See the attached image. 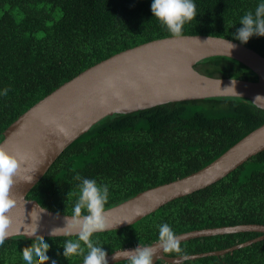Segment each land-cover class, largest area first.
Returning a JSON list of instances; mask_svg holds the SVG:
<instances>
[{"label": "trees", "instance_id": "trees-1", "mask_svg": "<svg viewBox=\"0 0 264 264\" xmlns=\"http://www.w3.org/2000/svg\"><path fill=\"white\" fill-rule=\"evenodd\" d=\"M197 15L182 34L233 39L239 18L257 0H195ZM151 0H0V142L4 131L40 99L91 65L141 43L173 36L152 16ZM235 25V26H234ZM238 41V40H235ZM239 42V41H238ZM264 56V37L245 44ZM210 76L256 81L242 62L211 56L197 63ZM264 124V109L243 97L217 96L168 102L130 113L108 115L73 141L27 194L42 206L70 214L81 176L109 185L105 209L148 188L164 184L211 163L232 145ZM176 234L226 225L264 224V150L220 180L178 197L137 222L94 233L107 254L151 244L158 223ZM243 231L196 237L181 242L188 254L231 247L260 236ZM50 244L49 262L66 259L62 244L75 236L39 237ZM35 237L16 235L0 244V264H21V252L33 248ZM177 256L175 253H167ZM115 264H126L120 261ZM264 264V239L223 255L181 263Z\"/></svg>", "mask_w": 264, "mask_h": 264}, {"label": "water", "instance_id": "water-1", "mask_svg": "<svg viewBox=\"0 0 264 264\" xmlns=\"http://www.w3.org/2000/svg\"><path fill=\"white\" fill-rule=\"evenodd\" d=\"M226 40L235 47L230 49ZM211 56H227L242 62L256 72L258 80L210 76L201 72L197 63ZM217 96L243 97L253 103L257 96L264 97V56L245 44L221 36H167L117 52L61 84L4 131L0 147L16 156L20 162L11 187L16 206L8 213L10 225L4 239L16 235L32 237L30 233H35L37 228L38 237L65 236L62 233L53 235L52 230L65 227V216L68 214L44 207L36 199L28 198L27 194L59 155L98 121L108 115L130 113L168 102ZM254 104L264 109V101ZM262 150L264 124L199 170L143 190L106 208L104 217L106 223L112 226L108 230L131 225L167 202L211 185ZM243 231L262 234L225 249L188 254V260L223 255L263 240L264 224L195 229L177 236L182 242L196 237ZM155 244L156 241L144 246ZM135 247L117 249L107 254L108 264L123 261V250ZM165 255L162 249L157 248L153 264L160 259L168 263L185 261L177 256Z\"/></svg>", "mask_w": 264, "mask_h": 264}, {"label": "clouds", "instance_id": "clouds-1", "mask_svg": "<svg viewBox=\"0 0 264 264\" xmlns=\"http://www.w3.org/2000/svg\"><path fill=\"white\" fill-rule=\"evenodd\" d=\"M150 10L155 17L173 36L182 34L186 23L191 22L197 15L195 0H151ZM240 27L232 33L234 40L246 44L253 36L264 37V0H257L253 10L246 11L240 18ZM235 26V25H234ZM230 49L235 45L226 40ZM7 87L0 89V96H7ZM264 97L257 96L254 103H261ZM19 160L13 154L0 147V244L8 235L10 225L9 211L16 206V201L11 195V187L19 168ZM73 179L77 181V192L72 202L70 214L65 216L66 225L55 228L52 234L62 233L65 236H75V239H66L61 245L62 255L69 259L81 256L82 264H108L107 253L98 241L92 239L94 233L108 230L104 212L109 199V185L98 183L96 179L76 174ZM156 244L144 246L140 243L132 250H123L126 264H153V256L157 248L163 254L175 253L177 258L186 260L187 253L181 247V241L176 232L167 222L158 223ZM30 233L35 237L32 249L21 252V264H48V251L50 244L37 233ZM166 256V255H165ZM51 264H56L55 260Z\"/></svg>", "mask_w": 264, "mask_h": 264}]
</instances>
